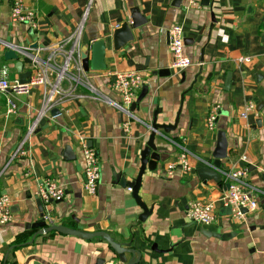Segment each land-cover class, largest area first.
Masks as SVG:
<instances>
[{
	"label": "crops",
	"instance_id": "obj_1",
	"mask_svg": "<svg viewBox=\"0 0 264 264\" xmlns=\"http://www.w3.org/2000/svg\"><path fill=\"white\" fill-rule=\"evenodd\" d=\"M12 1L0 0V71L7 68L8 78L19 80L16 61L5 59L3 43L46 57L72 32L87 0H23L36 13L35 25L11 23ZM174 1L93 0L79 52L82 62L84 57L90 62L95 52L102 56L103 70L85 71L101 97L86 98L80 90L84 98L53 108L28 138L43 88L36 86L27 96L0 95V196H8L12 216L0 224V264H95L99 259L120 264L101 237L86 240L55 231L38 235L40 228H27L41 220L35 198L47 179L65 191L56 202L38 197L53 224L105 233L139 252L137 264H264V0H209L208 6L199 0L196 7L189 0L179 6ZM134 13L141 26L132 28L131 42L115 50V30L131 24ZM175 24L182 27L184 54L191 60L178 74L171 69L168 49ZM17 56L22 73L38 75L28 58ZM126 71L143 79L136 100L147 89L132 117L106 101L119 100L111 87L113 74ZM9 99L16 106L10 115ZM247 103L254 111L243 119L239 114ZM213 114L215 128L208 130L206 120ZM153 121L173 128L156 134L161 160L141 176L138 196L150 210L143 217L126 184L139 174ZM219 131L227 140L222 171L247 169V190H255L258 199V209L239 220L219 202L225 179L217 184L197 174L214 161ZM23 140L26 155L11 159ZM84 147L96 153L100 165L95 195L84 191ZM181 148L193 155L188 174L177 164ZM168 163L177 164L171 173ZM193 201L213 203L217 222L201 226L190 221L185 212Z\"/></svg>",
	"mask_w": 264,
	"mask_h": 264
},
{
	"label": "built area",
	"instance_id": "obj_2",
	"mask_svg": "<svg viewBox=\"0 0 264 264\" xmlns=\"http://www.w3.org/2000/svg\"><path fill=\"white\" fill-rule=\"evenodd\" d=\"M93 0H87L83 14L72 30V32L62 39L55 48H53L46 57H41L38 53H31L28 48H22L14 44L3 43L6 50H12L17 55L28 58L30 66L33 70H37L38 75L28 79L24 83L19 80H10L8 78V69L3 68L0 71V95L10 92L15 96H27L36 86L43 88L41 107L27 130V138L36 127L39 119L47 116L50 111L61 105L67 99L84 98L83 90L87 93L86 98L98 99L101 95L93 87L90 78L84 70L82 58L79 52V44L84 30L85 23L88 18L90 6ZM188 4L192 7L199 5V0H189ZM10 20L13 24L35 25L36 13L26 7L23 0H13L10 9ZM168 49L171 55V69L175 73H180L191 65V60L184 54V39L182 35V27L178 24L173 25L169 29ZM240 61H247L248 58H240ZM112 89L117 93L119 100L117 102L106 100L117 110L132 117L130 110L135 102L137 93L140 90L143 79L140 74L135 71L116 72L113 74ZM103 99V96H102ZM16 106L12 100H7V114H14ZM254 111V106L247 103L244 110L239 116L246 119L250 112ZM214 114L218 112V107L213 109ZM211 115L206 120L208 130H214L215 116ZM126 127V125H125ZM152 130V128H150ZM23 140L11 159L24 157L26 155ZM83 170H84V191L88 195H95L98 190L100 181V165L96 153L84 147ZM193 158L184 148L178 157L177 164L184 174L190 173L192 170L189 159ZM175 163H168L167 172L171 173L177 166ZM222 178L225 179L226 189L222 192L219 202L225 209H229L230 216L235 219H241L245 214L256 211L259 207L255 190L248 191L249 188L246 176L247 169L231 170L229 172L220 171ZM132 192L129 187L127 189ZM38 197L45 202L60 201L65 197L63 187L55 180H44L39 185ZM11 202L6 195L0 196V224L4 225L11 221ZM245 211V212H243ZM185 216L192 222L201 226H210L217 222L215 208L213 203L190 202ZM43 220L47 226L52 223L48 216L44 215Z\"/></svg>",
	"mask_w": 264,
	"mask_h": 264
},
{
	"label": "water",
	"instance_id": "obj_3",
	"mask_svg": "<svg viewBox=\"0 0 264 264\" xmlns=\"http://www.w3.org/2000/svg\"><path fill=\"white\" fill-rule=\"evenodd\" d=\"M181 0H175L174 5L179 6ZM201 4L204 6L209 5V0H201ZM132 23H124L122 24L118 29L115 30L113 35V41H114V49L117 50L121 48L123 45L127 44L128 42H131L133 40V34L131 32L132 28L136 29L141 26L142 23H139L138 14L134 13L132 16ZM185 43V41H184ZM4 57L6 60H14L16 61V69L19 72V82L24 83L27 81V79L30 78L31 73L30 72H24L22 73V63L18 62V56L17 54L12 50H7L4 53ZM83 66L84 70L88 71L90 70H103L104 64L102 60L101 54L95 52L92 55L91 61L88 62V60L84 57L83 59ZM166 74L169 75V72L167 70ZM163 71H160L158 74L163 75ZM147 89L146 87H143L141 93L139 94L137 100L132 104L130 110L133 112L135 108L137 107V104L141 101V99L145 96ZM152 131L151 135L149 137V140L147 142V147L144 149V151L141 154V168L139 170V174L137 178L132 182H127V186H129L132 189L133 197L136 200V202L141 206L143 210V217L147 216L148 213H150L149 209L141 202L139 196H138V190L141 182V176L147 167L148 169H154L157 162L161 160L160 154L156 152V147L154 146V138L156 134L159 132V130H163L164 132H168L170 129L173 128V126H166V125H157L155 121H153L151 125ZM226 150H227V140L225 137V132L219 131L217 134V144L215 148V152L213 154L214 161L210 165H205L197 170V174L202 180H212L217 184H220L222 181V174L219 172V170H222L221 167V161L226 158ZM263 182H264V175L262 176ZM50 202H55L50 200ZM35 203L37 210L39 212L40 221L34 224H31L30 226L27 225V228H40L37 232L38 235L46 234L52 231H55L59 234L64 235H70L75 237H80L83 239H91L93 237H101L103 238L107 244L110 246V248L115 253L117 261H119L120 264H137L140 259V254L136 250L130 249L128 245L120 244L114 242L107 234L99 232V233H93V234H87L83 232H79L77 230H72L69 228H66L64 226H58L55 224H50L47 226L46 222L43 220L44 211L43 206L38 197L35 198ZM229 211V209H227ZM245 212V211H243ZM230 213V211H229ZM143 219V218H142ZM36 234V235H37ZM131 254L133 257V261H128L125 257V254ZM113 261L110 259L109 261H106L104 259H99L95 262V264H112Z\"/></svg>",
	"mask_w": 264,
	"mask_h": 264
}]
</instances>
